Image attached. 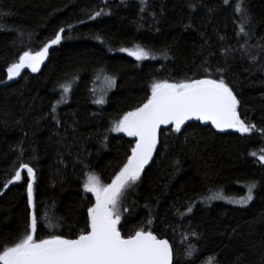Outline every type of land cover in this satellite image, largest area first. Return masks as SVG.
<instances>
[{
	"label": "trees",
	"instance_id": "16d2710c",
	"mask_svg": "<svg viewBox=\"0 0 264 264\" xmlns=\"http://www.w3.org/2000/svg\"><path fill=\"white\" fill-rule=\"evenodd\" d=\"M237 3L0 0V252L24 238L33 211L38 240L74 239L86 230L95 204L83 188L88 174L111 183L135 146L134 137L112 130L115 123L147 101L154 82L222 74L240 101L241 119L255 131L219 135L199 124L162 130L152 164L125 194L119 227L125 237L145 228L167 239L173 264H264V0H244L249 37L238 34L241 24L232 18L239 19ZM61 28L42 77L5 81L24 51H39ZM137 45L155 59L137 61L121 51ZM107 73L117 74L115 87L96 106L91 75ZM73 75L79 77H65ZM23 163L36 176L34 208L26 170L8 183ZM252 183L246 207L206 200L246 197Z\"/></svg>",
	"mask_w": 264,
	"mask_h": 264
},
{
	"label": "snow or ice",
	"instance_id": "6c2138e0",
	"mask_svg": "<svg viewBox=\"0 0 264 264\" xmlns=\"http://www.w3.org/2000/svg\"><path fill=\"white\" fill-rule=\"evenodd\" d=\"M224 3L229 4L230 0H224ZM243 4L244 0H240V3L235 5V12L241 21L238 34L249 37L252 29L251 17ZM99 15L101 12L97 11L95 16ZM190 27L191 25L186 26ZM64 31L61 28L50 42L34 54L24 51L19 57V62L7 68V79L12 80L19 76L24 68H29L32 72L39 71L40 65L49 55V49L61 43ZM121 51H126L137 61L155 59L149 50L139 45ZM252 59L255 60L256 57L253 56ZM261 70H264V65ZM108 83L111 86L115 81L109 79ZM62 87L65 93L70 90L68 85ZM103 102L102 99L96 101L98 104ZM239 105L240 101L222 74L220 78L209 76L178 82H154L147 101L135 110L125 113L112 129L136 138L127 162L109 184H102L94 174L87 176L83 188L86 193L95 196V204L88 208L86 230L74 239L53 234L49 238L38 240L36 233L39 221L33 211L28 232L14 246L6 247L0 252V264H173L172 245L167 239L158 238L153 231L140 228L126 237L122 235L119 227L122 219V201L126 192L141 179L145 166L152 160L161 126L174 125V131L179 133L187 121L195 119L210 122L220 131L234 129L241 134H250L255 131V125L241 119ZM52 110L55 111V107ZM252 155L255 156L256 153ZM259 160L264 164V154L259 156ZM25 170L28 178V203L34 208L33 184L36 176L32 167L26 163L21 164L8 183L21 181V173ZM255 187V183L249 184L247 196L231 202L247 204L253 199ZM222 198L213 194L206 197V200ZM187 211L191 213L192 207H188ZM49 227L54 225L49 224ZM195 255L196 252H193V258Z\"/></svg>",
	"mask_w": 264,
	"mask_h": 264
},
{
	"label": "rangeland",
	"instance_id": "374dc122",
	"mask_svg": "<svg viewBox=\"0 0 264 264\" xmlns=\"http://www.w3.org/2000/svg\"><path fill=\"white\" fill-rule=\"evenodd\" d=\"M236 22H238L239 24H241V21L235 17H232ZM21 75H24V78H39L42 77L40 75V72L38 73H33L30 72L28 70V68H24L21 70V73L19 76L15 77L14 79L20 77ZM117 76V74H111V73H107V74H93L91 75V77H93L94 79H96L98 81L97 86L94 90L95 93V98H94V103L96 106H103L105 104L106 98L108 96V94L113 91L114 87H115V83L111 86H109L108 80L109 79H114ZM65 77H69V78H78L79 76H65ZM5 81H11L7 79V73L6 76L4 77ZM12 79V80H14ZM0 80H3L2 77H0ZM103 100L104 102L102 104H98L96 103L97 100ZM95 197V196H94ZM241 198H222L220 199L222 201V203L229 205L231 207H237V208H243L246 207L250 204V202H248L247 204L241 205L238 203H233L231 201L233 200H240Z\"/></svg>",
	"mask_w": 264,
	"mask_h": 264
},
{
	"label": "water",
	"instance_id": "95a60500",
	"mask_svg": "<svg viewBox=\"0 0 264 264\" xmlns=\"http://www.w3.org/2000/svg\"><path fill=\"white\" fill-rule=\"evenodd\" d=\"M50 49H51V48H50ZM50 49H49V50H50ZM47 59H48V57H47V58L45 59V61L40 65V69H39V71H37V72H33V73L41 72V69H42V67L44 66V64L46 63ZM28 70H29L30 72H32L31 69L28 68ZM190 124H199V125L202 126V127H211L212 129H214V131H215L217 134L234 133V134L244 135V134H241V133L235 131L234 129H225V130H223V131H220V130L216 129V128H215L210 122H207V123H206V122L198 121V120H195V119L190 120V121H187V122L185 123V125L182 127V129H184L187 125H190ZM169 128H174V125L161 126V128H160V130H159V134H160V132H161L162 130L169 129ZM182 129H181V130H182ZM159 134H158V140H159ZM134 139L136 140V138H134ZM157 146H158V143H157ZM156 148H157V147H156ZM155 151H156V150H155ZM155 151H154V153H153V158H152V160L149 162L148 165L145 166V170H146L148 167H150V165L152 164L153 159H154Z\"/></svg>",
	"mask_w": 264,
	"mask_h": 264
},
{
	"label": "bare ground",
	"instance_id": "6f19581e",
	"mask_svg": "<svg viewBox=\"0 0 264 264\" xmlns=\"http://www.w3.org/2000/svg\"><path fill=\"white\" fill-rule=\"evenodd\" d=\"M211 128V127H210ZM214 130V129H213ZM219 135H223V134H219Z\"/></svg>",
	"mask_w": 264,
	"mask_h": 264
}]
</instances>
